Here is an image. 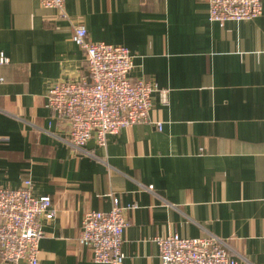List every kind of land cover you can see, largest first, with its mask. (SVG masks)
Returning a JSON list of instances; mask_svg holds the SVG:
<instances>
[{"label": "crops", "instance_id": "0c3cea01", "mask_svg": "<svg viewBox=\"0 0 264 264\" xmlns=\"http://www.w3.org/2000/svg\"><path fill=\"white\" fill-rule=\"evenodd\" d=\"M209 1L67 0L63 16L39 0H0V188L30 179L36 197H51L40 264H100L79 236L86 214L110 211L113 198L138 206L124 264H162L155 239L174 234H213L238 264H264V0L259 18L223 27ZM78 26L128 48L132 80L169 91L168 105L153 93L149 121L106 148L95 138L71 147L48 103L55 84L90 81Z\"/></svg>", "mask_w": 264, "mask_h": 264}, {"label": "built area", "instance_id": "2783aa9c", "mask_svg": "<svg viewBox=\"0 0 264 264\" xmlns=\"http://www.w3.org/2000/svg\"><path fill=\"white\" fill-rule=\"evenodd\" d=\"M39 1L44 9H57L65 15L67 0ZM262 14L261 0L209 1L210 21L222 27L229 21H252ZM73 41L87 56L90 81L57 83L48 94L50 108L70 125L67 142L71 147L84 149L95 138L99 147L106 148L110 135L147 123L155 92L168 105V90L130 78L134 55L128 48L89 41L84 26L75 28ZM8 62L1 54L0 64ZM156 125L162 131V123ZM52 205L51 197L33 194L30 179L19 189L0 188V264H40V219L54 218ZM137 208L136 204L122 206L118 198H113L110 211L87 213L79 245L93 250L96 263L124 264L122 246L130 226L127 212ZM155 242L162 264H238L228 242L213 234L195 239L174 234L158 237Z\"/></svg>", "mask_w": 264, "mask_h": 264}]
</instances>
